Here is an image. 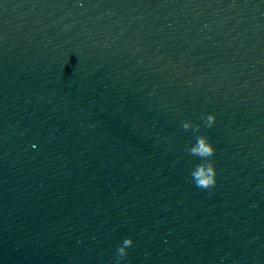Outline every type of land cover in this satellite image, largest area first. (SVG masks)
Segmentation results:
<instances>
[{
  "label": "water",
  "instance_id": "obj_1",
  "mask_svg": "<svg viewBox=\"0 0 264 264\" xmlns=\"http://www.w3.org/2000/svg\"><path fill=\"white\" fill-rule=\"evenodd\" d=\"M126 238L120 264H264V0H0V264Z\"/></svg>",
  "mask_w": 264,
  "mask_h": 264
},
{
  "label": "clouds",
  "instance_id": "obj_2",
  "mask_svg": "<svg viewBox=\"0 0 264 264\" xmlns=\"http://www.w3.org/2000/svg\"><path fill=\"white\" fill-rule=\"evenodd\" d=\"M215 115L209 114L206 118L207 126L211 127L215 122ZM185 129H188L187 124H183ZM199 125L195 126V130H199ZM188 151L193 156L200 157L204 163L198 164L191 173L195 185L202 189H211L216 184V168L214 164L209 160L215 154V148L209 141L208 137L200 135L197 137L196 143L191 146ZM133 245L131 238H126L122 245L117 249V264H120V260L128 255L127 249Z\"/></svg>",
  "mask_w": 264,
  "mask_h": 264
}]
</instances>
